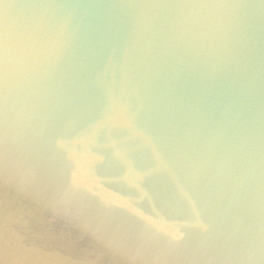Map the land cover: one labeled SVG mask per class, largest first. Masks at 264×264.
<instances>
[{"label": "water", "instance_id": "1", "mask_svg": "<svg viewBox=\"0 0 264 264\" xmlns=\"http://www.w3.org/2000/svg\"><path fill=\"white\" fill-rule=\"evenodd\" d=\"M0 264H264V0H0Z\"/></svg>", "mask_w": 264, "mask_h": 264}]
</instances>
